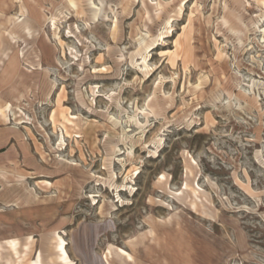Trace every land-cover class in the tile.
<instances>
[{"label":"rangeland","instance_id":"1","mask_svg":"<svg viewBox=\"0 0 264 264\" xmlns=\"http://www.w3.org/2000/svg\"><path fill=\"white\" fill-rule=\"evenodd\" d=\"M0 264H264V0H0Z\"/></svg>","mask_w":264,"mask_h":264}]
</instances>
